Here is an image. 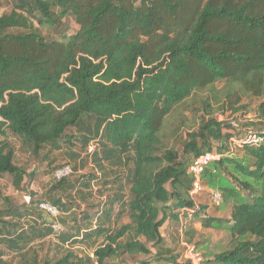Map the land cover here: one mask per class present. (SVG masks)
I'll use <instances>...</instances> for the list:
<instances>
[{
    "label": "trees",
    "instance_id": "16d2710c",
    "mask_svg": "<svg viewBox=\"0 0 264 264\" xmlns=\"http://www.w3.org/2000/svg\"><path fill=\"white\" fill-rule=\"evenodd\" d=\"M197 97L202 113L177 143L169 118ZM246 99L257 100V122L243 128L259 140L231 150L232 121L217 116ZM65 148L72 175L78 160L102 173L52 176L44 195L1 208L0 264H188L161 230L179 243V211L194 207L188 167L206 153L219 157L202 183L229 209L208 215L202 199L184 240L198 222L227 236L200 264H264V0H12L0 15V179L25 189L16 152L50 172ZM51 236L54 252L40 256Z\"/></svg>",
    "mask_w": 264,
    "mask_h": 264
},
{
    "label": "rangeland",
    "instance_id": "374dc122",
    "mask_svg": "<svg viewBox=\"0 0 264 264\" xmlns=\"http://www.w3.org/2000/svg\"><path fill=\"white\" fill-rule=\"evenodd\" d=\"M11 5H12V0H0V15L3 12L9 10ZM66 20H67V23L69 25L68 28H69L70 32L77 28V25L75 24L73 19L68 17ZM200 96L201 95H199V97ZM199 97L196 98V101L189 100L187 102V105L185 106L186 108L181 113L174 114V115L170 116L169 121H168L169 124L167 127L171 128L172 132L175 131L174 133H171V135L176 133L175 134L176 135L175 142L178 143V142H180L181 139L185 138V136H186L185 131L187 130V127L188 126H194L196 117L202 113L199 110V102H197V99ZM202 97H203V95H202ZM242 104L247 106L245 110H242V111H239L236 113H234L230 110H227L224 113H219L217 116L218 119L221 121H227V120L233 121V126H234V130H235L234 134L236 136H239L243 133V131H244L243 125L246 122H253L255 124L257 122V117H256L257 100L256 99H253V100L246 99L242 102ZM176 128H178V129H176ZM254 128L257 129L258 127H254ZM11 140L14 144H16L14 139H11ZM75 147L78 151L81 150L79 145H75ZM73 149H75V148H73ZM81 153L83 154V153H85V151H82ZM67 156L68 155L66 152V148L61 149L59 151L58 158L60 160H59V162H57L55 164V165H59L58 169H60L62 165H63L62 167H64L65 165L68 164L67 163L68 162ZM15 161H16V163H19L20 165L25 166L29 174L34 173L33 179H32L30 186L27 187V184L29 182V175H28L24 181L25 189L16 190L13 187V185L11 184L9 177L7 175L3 176L0 179V195H2L1 197H4L5 199L2 200L0 197V209L7 207V205H9V204L10 205H13V204L14 205H20L22 203H26V201H28L30 198L29 197L30 191H32V193H34L33 196H38V195L40 196V195H44L45 193H47L46 182H48L50 180V178L52 176H54V172L57 170V168H56L54 171L48 172V170L53 169L52 168L53 166H51L49 168L46 166V164L40 163V161L37 158H35L31 155H28L27 153L22 154L19 151L16 152ZM78 164H80L79 165L80 169H83V166H81V163L78 161L75 164L76 168L78 167ZM69 165L71 166L72 171H73V165L72 164H69ZM104 167L107 168L106 166H104ZM85 168H86L85 173H93L95 175H99L102 173L100 170L95 169V167H93V166H85ZM77 170H78V168H77ZM77 175H80V174L78 173V174L72 175V173H70V175L67 177L73 178ZM94 186H95V189L99 187L98 185H94ZM224 203H226L225 200H224ZM224 203H222L220 205V207H218V209L211 208L209 210V213L211 215H216L218 217H220L222 215H227V210L229 209V204L226 203V204H228V205H226ZM128 221L129 220L127 217H123L120 220V225L127 223ZM193 225L197 226V231H198V233L194 237L193 241L196 244L197 248L203 254L206 251H215L218 249L221 250V249L226 248V244H227V238L226 237L227 236H226L225 231H222L219 233V232H216L214 230H206V229H203L198 222H195ZM167 229H169V231H167ZM162 231L168 233V236H166L167 237L166 238L167 244L170 245L171 247L176 246L177 250L181 251L180 244L178 242L175 244V242H174L175 237L173 236L174 238L173 239L171 238V236H172L171 227L168 226L166 228V226H165L162 228ZM42 243H43V247H40V248H42V250L40 251V256L51 255L54 252L53 247H52L53 237L51 236L49 238H46L44 240V242H42ZM217 245H218V248H217ZM35 247L39 248L38 244H35ZM78 250H80V249H78ZM85 252L90 253V250H87ZM154 253H155V248H152V254H154ZM146 258L147 257H141V258L135 257V258L130 259L127 256H123L122 260L120 262H115L112 264H139V261L141 259H146ZM4 259H9V256H5Z\"/></svg>",
    "mask_w": 264,
    "mask_h": 264
},
{
    "label": "built area",
    "instance_id": "2783aa9c",
    "mask_svg": "<svg viewBox=\"0 0 264 264\" xmlns=\"http://www.w3.org/2000/svg\"><path fill=\"white\" fill-rule=\"evenodd\" d=\"M233 126V121L231 122ZM234 128V126H233ZM259 139L257 135L251 130H244L243 133L239 136L233 134V136L229 139L231 143L230 149L233 150L234 147L241 143H255ZM95 143H91L88 146L87 151L91 152L96 146ZM218 155H213L211 153H206L200 157H198L189 167L188 172L193 177V182L191 189L189 190V198L193 201L194 207L191 209H180L178 215V226L177 232L179 235V243L181 246V251L179 254L178 261L179 262H187L188 264H200L202 259V253L197 249L194 243H188L184 240V232L186 229L187 222L191 219L192 214L199 209V202L202 200L203 196H207L208 203L211 206H220L223 203L222 193L218 189L209 188L202 183L201 175L203 172L204 166L213 159H218ZM70 165H65L60 169H57L54 172V177L57 179L69 176L71 173ZM39 209L47 213L50 218H55L58 215V209L46 202L39 203ZM52 230L55 233H58L63 230V226L54 221L51 225Z\"/></svg>",
    "mask_w": 264,
    "mask_h": 264
},
{
    "label": "crops",
    "instance_id": "0c3cea01",
    "mask_svg": "<svg viewBox=\"0 0 264 264\" xmlns=\"http://www.w3.org/2000/svg\"><path fill=\"white\" fill-rule=\"evenodd\" d=\"M82 157V154L80 155V158ZM78 162H79V160H78ZM88 166H92V164H89ZM85 170H86V168H83V169H78L76 172H74V174H81V173H84L85 172ZM78 176V175H77ZM202 199H204V200H206V201H208V199H207V196L205 195V196H203L202 197ZM208 202H206V204H207ZM208 209H207V214L208 215H211L210 213H209V210L211 209V208H213L214 209V206H211V205H209V203H208ZM166 226V228L168 227L167 225H165ZM165 226H163V227H165ZM201 226V225H200ZM193 228L196 230V235H197V233H198V231H197V226L195 225H193ZM171 230H172V228H171ZM167 231H169V229H167ZM161 233H162V235L165 237V238H167L166 236H168V233L167 232H164V231H162L161 230ZM173 233L174 232H172L171 234H172V236H171V238H173ZM166 234V235H165ZM195 235V236H196ZM193 243H194V241H193Z\"/></svg>",
    "mask_w": 264,
    "mask_h": 264
},
{
    "label": "water",
    "instance_id": "95a60500",
    "mask_svg": "<svg viewBox=\"0 0 264 264\" xmlns=\"http://www.w3.org/2000/svg\"><path fill=\"white\" fill-rule=\"evenodd\" d=\"M33 174H34V173H30V174H29V182H28V184H27V187H29L30 184H31V182H32ZM33 195H34V193H32V191H30V193H29V197H33Z\"/></svg>",
    "mask_w": 264,
    "mask_h": 264
}]
</instances>
